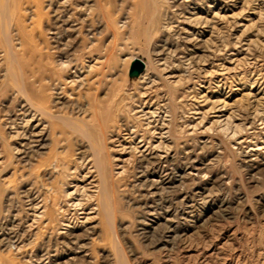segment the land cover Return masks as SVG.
Returning <instances> with one entry per match:
<instances>
[{
    "label": "rangeland",
    "instance_id": "rangeland-1",
    "mask_svg": "<svg viewBox=\"0 0 264 264\" xmlns=\"http://www.w3.org/2000/svg\"><path fill=\"white\" fill-rule=\"evenodd\" d=\"M29 5L22 44L0 14V264H264V0Z\"/></svg>",
    "mask_w": 264,
    "mask_h": 264
},
{
    "label": "bare ground",
    "instance_id": "bare-ground-1",
    "mask_svg": "<svg viewBox=\"0 0 264 264\" xmlns=\"http://www.w3.org/2000/svg\"><path fill=\"white\" fill-rule=\"evenodd\" d=\"M29 3H30V0H0V12H1L0 14H2L3 17H8V18H12L13 17L14 20H15V22H14L15 25H16L17 29H19L21 27L19 20H22V17L25 14L24 13H21V12H18L17 9H20V8L21 9H23V8L24 9H27V8L31 9ZM49 3H50V0H49ZM35 7H36L35 8L36 9V12L38 13L39 4H37V2L35 4ZM22 24H24V23L21 22V25ZM0 27H2V26H0ZM19 31H20V33H19V36L18 37L21 40L20 44H22V39L21 38L23 36V33H22V31L20 29H19ZM12 45H14V44H12ZM12 45H6V46H4V49H3V55L6 58H8V59L14 58L16 56L17 52H18V50L15 49V47H13ZM133 56L134 55H131V59L133 58ZM93 114H94V112H93ZM95 147L97 148V146H95ZM94 159H95L96 167L98 168V173L101 174V175H103L105 173L106 169L103 167V164H102L103 161H102V155H101V153H99V152L98 153H95L94 154ZM103 178L104 177H102L99 180V184H97L95 186H97L98 189L100 188V189H103L105 191L106 188H107V187H105L107 181L105 182L103 180Z\"/></svg>",
    "mask_w": 264,
    "mask_h": 264
},
{
    "label": "water",
    "instance_id": "water-1",
    "mask_svg": "<svg viewBox=\"0 0 264 264\" xmlns=\"http://www.w3.org/2000/svg\"><path fill=\"white\" fill-rule=\"evenodd\" d=\"M143 68H144V61L140 57L134 56L130 61L128 67V74L130 76L137 75L140 71H142Z\"/></svg>",
    "mask_w": 264,
    "mask_h": 264
}]
</instances>
